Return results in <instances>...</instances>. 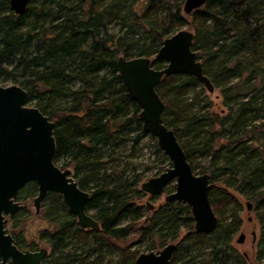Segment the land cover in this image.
I'll return each instance as SVG.
<instances>
[{"label": "trees", "instance_id": "16d2710c", "mask_svg": "<svg viewBox=\"0 0 264 264\" xmlns=\"http://www.w3.org/2000/svg\"><path fill=\"white\" fill-rule=\"evenodd\" d=\"M183 1L29 0L25 13L17 15L8 0H0V83L21 86L27 103L54 122L53 161L73 168L78 186L90 192L86 209L95 210L100 223L98 230L79 227L60 195L48 193L42 215L53 228L39 237L51 246L54 264H134L139 252L129 249L128 239L157 237L161 243L175 239L181 227L189 234L176 245L172 263L206 264L186 257L207 235L194 230L190 207L170 201L148 210L147 221L140 222L144 208L134 199L144 195L137 187L142 172L113 152L130 129L138 131L133 143L148 136L161 153L142 130L140 107L126 92L116 60L151 57L154 68H163L164 60L154 56L183 25L192 28V50L219 87L221 109L192 76L164 75L155 89L164 103V124L192 170L207 173L212 184L209 200L218 222L208 234L211 261L230 259L228 242L241 224L237 195L254 207L264 240V0H208L187 16ZM74 81L78 88H70ZM190 90L195 93L188 101ZM107 146L111 150L104 156ZM102 162L109 164L106 173ZM36 193L29 182L18 198ZM227 211L229 220L223 217ZM106 252H116L114 263H104Z\"/></svg>", "mask_w": 264, "mask_h": 264}, {"label": "water", "instance_id": "95a60500", "mask_svg": "<svg viewBox=\"0 0 264 264\" xmlns=\"http://www.w3.org/2000/svg\"><path fill=\"white\" fill-rule=\"evenodd\" d=\"M208 0H184L182 12L186 15L202 7ZM29 0H8L9 9L24 14ZM194 32L180 29L166 37L155 59H163L165 66L156 69L151 57L125 58L118 56L116 66L128 95L139 105L142 130L153 136L171 166L159 175L140 184V190L150 196L160 195L174 182V190L165 201H180L190 207L194 230L212 233L218 218L211 207L209 191L212 184L207 173L192 170L175 133L162 120L164 103L156 86L164 75L185 74L194 77L209 93L214 85L204 73L200 60L192 50ZM1 57V52H0ZM27 92L18 84L0 85V264H41L45 249L37 252L20 251L6 230L8 218L26 209L18 198L19 191L29 182L37 186L33 198L35 212L41 208L48 193L60 195L67 210L76 217L79 227L98 230V220L86 209L90 192L83 190L69 168H60L53 161L55 153L54 122L37 107L28 105ZM149 209L152 207L147 203ZM252 204L246 201L250 210ZM148 218L145 219V221ZM244 234H239L242 243ZM174 243L166 244L160 251L139 253L134 264H173ZM9 259V262H8Z\"/></svg>", "mask_w": 264, "mask_h": 264}, {"label": "rangeland", "instance_id": "374dc122", "mask_svg": "<svg viewBox=\"0 0 264 264\" xmlns=\"http://www.w3.org/2000/svg\"><path fill=\"white\" fill-rule=\"evenodd\" d=\"M184 14V13H183ZM185 16H187L185 14ZM180 29H186L193 31L192 28L189 25H183ZM177 30V31H178ZM13 84L10 80H5L0 83L2 86H7ZM214 85V91L212 93H209L202 85V90L204 93L209 97L210 100H212V103L214 104V108L219 111L221 109L220 105V90L219 87ZM80 86V83L78 81H74L71 83L70 88H78ZM193 93L195 91H189L185 95L187 100L189 101L190 98H192ZM63 103V101L60 102V104ZM55 104H58V101H55ZM28 105L34 106V102H29ZM211 107V106H210ZM138 131H131L130 129H127L124 131V136L128 138V140L125 143H122L118 145L116 148H114L113 152L115 154H119L121 157L129 160L131 164L137 167L136 172H142V179L140 183L138 184V189L140 190V184L142 181L147 180L148 178L154 177L159 175L161 172L165 171L167 168L171 166V163L168 159V157L165 155H162V151L156 152L154 147V141L151 140L148 136L140 135V138L137 143H133L134 137ZM134 145V146H133ZM133 146V147H131ZM106 152L104 153V156L108 154V152L111 150L110 148L105 147ZM89 156L92 157V160H95V153H90ZM105 158V157H104ZM122 164V163H121ZM102 172H108L106 168L109 167V164L102 162L101 164ZM72 174H73V168L68 167ZM198 173V172H197ZM174 190V182H171L164 190V192L160 195L156 196H150L147 193H144V195L139 198L135 197L134 201L137 202V204L143 206L145 212L144 216H142L139 221L142 222L143 219H145V216H147L148 213L152 212L153 210L157 209L160 204H164V197L172 192ZM236 194V193H235ZM237 195V194H236ZM240 209H239V218L241 219V224L238 227L237 231L234 233L232 239L228 242L229 249L226 250L227 254H230V259L226 264H264V240H262V232H261V226L258 221V216L256 215V211H254V207L252 206L250 211L246 208V196H240ZM33 196L32 197H25L20 198L19 200L22 203L26 204L25 212L22 214H17L12 219H8L6 229L8 232H14L16 235V238L19 241V244L22 247H25L27 245H30L34 248L39 247H46V244L44 241H42L39 237V232L47 229V228H53V224H50L47 218H45L42 215L43 208L46 206H41L38 213L35 212V208L33 206ZM149 203V205L153 206V209L148 212V209L145 207V204ZM90 214L95 215V210L91 209L88 210ZM148 212V213H147ZM223 217H228V211L223 214ZM229 220V217H228ZM252 232L255 234V238L253 240ZM243 233L245 235V239L243 243H237V238L239 237V234ZM189 234V231L181 227L175 237V239H168L163 242H158V238L152 237L147 238L141 242L137 241V237L134 236L133 238H130L127 240L126 244L133 243L129 249L136 250L139 253H145L149 251L158 252L160 251L166 244L168 243H174L177 245L179 242L184 241L186 238V235ZM211 234V233H208ZM205 235V237H202L200 242L198 243V246H200L198 249L190 252L187 254V258L194 257L195 261H200L206 264H214L211 261L212 254L211 252V246L210 242L213 240L211 236ZM264 239V238H263ZM153 240V241H152ZM210 240V241H209ZM135 242V243H134ZM224 249L228 247H224ZM47 248V247H46ZM119 250H117V253ZM105 257L104 263H107V261L114 263L116 260V252L110 253L106 252L103 254ZM234 255V258L233 256ZM131 260H128L127 263L129 264ZM209 262V263H208ZM173 264H176L173 262Z\"/></svg>", "mask_w": 264, "mask_h": 264}, {"label": "flooded vegetation", "instance_id": "af4514ba", "mask_svg": "<svg viewBox=\"0 0 264 264\" xmlns=\"http://www.w3.org/2000/svg\"><path fill=\"white\" fill-rule=\"evenodd\" d=\"M165 203H167L166 201H165V197H164V204ZM164 204H160V206L159 207H161V206H163ZM145 206L148 208V210H152L153 209V206L149 209V207L147 206V203L145 204ZM250 211V210H249ZM17 215V214H16ZM95 217V216H94ZM14 218V216L12 217V219ZM76 218V217H75ZM96 218V217H95ZM8 219H11V218H8ZM147 221V220H146ZM8 222V221H7ZM6 225H7V223H6ZM6 225H5V227H6ZM99 225H100V223H99ZM48 229H51V228H48ZM7 230V229H6ZM87 230H91V229H87ZM8 232V231H7ZM8 233H10L11 234V236H12V239H13V243H14V245H16V247L18 248V249H20V251H22V252H24V251H30V252H37V251H39L41 248H43V249H45V253H44V255H43V257L41 258V264H54V256H53V253H52V248H51V246L49 245V243L47 242V241H44L45 242V244H46V247H39V248H34V247H32V246H30V245H27V246H25V247H22L20 244H19V241H18V239L16 238V235H15V233L14 232H8ZM252 236H253V240H254V238H255V234L252 232ZM244 239H245V235H244ZM243 242H244V240H243ZM242 242V243H243ZM238 243V242H237ZM8 262H9V259H8Z\"/></svg>", "mask_w": 264, "mask_h": 264}]
</instances>
